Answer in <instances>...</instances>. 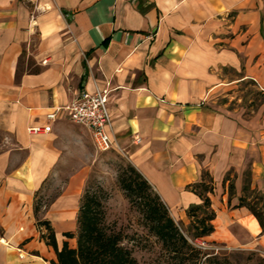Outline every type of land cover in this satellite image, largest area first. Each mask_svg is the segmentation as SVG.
Instances as JSON below:
<instances>
[{
  "label": "crops",
  "instance_id": "obj_1",
  "mask_svg": "<svg viewBox=\"0 0 264 264\" xmlns=\"http://www.w3.org/2000/svg\"><path fill=\"white\" fill-rule=\"evenodd\" d=\"M261 15L264 0H0V264L55 261L42 221L58 250L63 242L75 247L64 234L77 232L90 132L62 112L48 134L27 129L97 88L109 91L115 149L172 218L188 221L187 208L200 203L189 186L209 171L222 191L221 213L237 226L252 223L246 208H233L241 185L228 202L222 181L231 168L239 172L235 157L248 155L251 189L264 192V132L253 137L209 100L245 80L264 90ZM51 183L61 192L39 209ZM242 231L264 255L261 229Z\"/></svg>",
  "mask_w": 264,
  "mask_h": 264
},
{
  "label": "rangeland",
  "instance_id": "obj_2",
  "mask_svg": "<svg viewBox=\"0 0 264 264\" xmlns=\"http://www.w3.org/2000/svg\"><path fill=\"white\" fill-rule=\"evenodd\" d=\"M261 21H264V15H261ZM224 74L228 79L237 76L227 70L224 71ZM226 87L219 90L210 98L211 106L215 109L228 112L235 119L243 121L253 137L264 132V90L254 81L249 80L238 82L231 87ZM91 147L93 162L83 188L81 202L85 195L95 197L103 213L102 223L105 230L115 233L119 232L121 234L123 238L121 245L131 251L132 256L137 260L138 264H153L160 258L163 259L161 256V245L143 227L140 212L129 205L123 190L119 186V174L127 165L131 164L116 149L107 152H98L93 145ZM252 155L254 156L255 153H252ZM235 158L240 170L239 172H236L235 168H231L230 170L231 174L228 177L234 184L232 193L228 192V198L230 197V200L237 198V183L243 187L245 182L244 174L248 171L251 173L249 165L250 158L248 155H237ZM208 173L213 180L211 173L209 171ZM227 184L229 185V182ZM213 187L214 192L212 195L214 196L215 204L214 208H212L216 211L218 218L213 222L214 232L212 235L196 242V245L205 254L200 264H264V255L259 253L254 248L252 242L244 238L242 233L243 229H247L253 235L258 234L260 232L259 224L251 216L252 223H248L247 221L242 222V225L246 229L239 225L241 229L234 222L227 219L221 213V206L219 205L222 191L217 190L219 186L217 187L215 182H213ZM60 192L61 185L59 183L49 184L39 194L37 202L40 209L47 208ZM243 195H246L247 203H253L257 209L264 211V202H257L250 192L243 194L241 190L239 197ZM230 207L231 204H228V211H230ZM173 219L176 223L181 222L175 216ZM183 225L187 226L188 221L183 223ZM43 232V237H46L47 232L45 228H43ZM70 243L73 245L76 243V240L75 242L71 240Z\"/></svg>",
  "mask_w": 264,
  "mask_h": 264
},
{
  "label": "trees",
  "instance_id": "obj_3",
  "mask_svg": "<svg viewBox=\"0 0 264 264\" xmlns=\"http://www.w3.org/2000/svg\"><path fill=\"white\" fill-rule=\"evenodd\" d=\"M230 174L231 171L227 173L222 183L224 186L229 182L228 192L232 193L234 184L229 180ZM250 175L249 171L244 174L242 193L250 192L257 202H264V193L251 189ZM118 182L129 205L140 212L143 227L161 245L163 259L160 258L153 264L201 263L205 254L196 242L214 232L213 222L216 218L210 199L214 192L213 180L208 171H203L200 181L189 186V190L199 198L200 203L187 208V226L174 221L160 197L131 165H127L119 174ZM238 202L234 208H246L264 234V211L257 209L253 203H247L246 195L239 197ZM36 209L38 210V207ZM102 214L95 197L85 195L79 208L75 236L70 233L64 234L66 239L75 238V247L70 248L67 242H63L60 250L50 225L44 221L39 222V226L45 228L47 232L45 237L47 244L56 254V259L51 264H138L131 251L121 245L123 241L121 234L105 230Z\"/></svg>",
  "mask_w": 264,
  "mask_h": 264
},
{
  "label": "built area",
  "instance_id": "obj_4",
  "mask_svg": "<svg viewBox=\"0 0 264 264\" xmlns=\"http://www.w3.org/2000/svg\"><path fill=\"white\" fill-rule=\"evenodd\" d=\"M108 95V90L99 88L94 94H81L66 107L46 114L45 125L29 127L27 132L33 136L50 133L51 124L62 112L73 124L86 128L90 132L93 146L98 152L115 149V141L109 135L111 122L107 107Z\"/></svg>",
  "mask_w": 264,
  "mask_h": 264
}]
</instances>
